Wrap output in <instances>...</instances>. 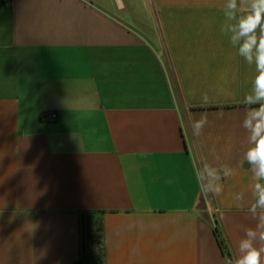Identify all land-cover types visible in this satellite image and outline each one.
<instances>
[{
	"label": "crops",
	"instance_id": "1",
	"mask_svg": "<svg viewBox=\"0 0 264 264\" xmlns=\"http://www.w3.org/2000/svg\"><path fill=\"white\" fill-rule=\"evenodd\" d=\"M227 3L0 0V264H70L82 210L103 264H229L215 220L239 264L264 208Z\"/></svg>",
	"mask_w": 264,
	"mask_h": 264
},
{
	"label": "clouds",
	"instance_id": "2",
	"mask_svg": "<svg viewBox=\"0 0 264 264\" xmlns=\"http://www.w3.org/2000/svg\"><path fill=\"white\" fill-rule=\"evenodd\" d=\"M227 8L232 12V18L236 20L233 26V40L239 41L238 52L246 60L254 63L257 76L254 81V93L246 97L249 112L245 116V127L250 129L254 144L245 159L251 165L255 187L259 193L256 206L264 208V0H252L250 10L239 17L235 15L237 0H228ZM249 114L252 119H249ZM207 122L206 117L193 122L194 135H199L200 130ZM264 219V217H261ZM257 240L264 241V226L258 223L256 229H248L240 242L241 255L239 264H261V254L264 248L257 247Z\"/></svg>",
	"mask_w": 264,
	"mask_h": 264
},
{
	"label": "trees",
	"instance_id": "3",
	"mask_svg": "<svg viewBox=\"0 0 264 264\" xmlns=\"http://www.w3.org/2000/svg\"><path fill=\"white\" fill-rule=\"evenodd\" d=\"M101 212L82 210L78 211V256L70 264H103L100 256L95 252L94 245L100 237V225L98 223ZM214 234L217 244L229 264H236L227 240L215 220Z\"/></svg>",
	"mask_w": 264,
	"mask_h": 264
},
{
	"label": "built area",
	"instance_id": "4",
	"mask_svg": "<svg viewBox=\"0 0 264 264\" xmlns=\"http://www.w3.org/2000/svg\"><path fill=\"white\" fill-rule=\"evenodd\" d=\"M41 118L43 120H55L56 119V115H55V113H48V114H43L41 116Z\"/></svg>",
	"mask_w": 264,
	"mask_h": 264
},
{
	"label": "rangeland",
	"instance_id": "5",
	"mask_svg": "<svg viewBox=\"0 0 264 264\" xmlns=\"http://www.w3.org/2000/svg\"><path fill=\"white\" fill-rule=\"evenodd\" d=\"M198 207H199L200 209H203L204 204L202 203V201L199 202Z\"/></svg>",
	"mask_w": 264,
	"mask_h": 264
}]
</instances>
